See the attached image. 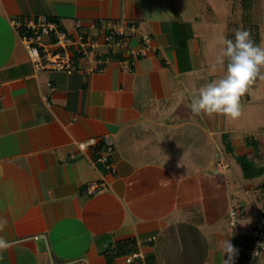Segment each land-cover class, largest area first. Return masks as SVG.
<instances>
[{"label":"crops","instance_id":"crops-1","mask_svg":"<svg viewBox=\"0 0 264 264\" xmlns=\"http://www.w3.org/2000/svg\"><path fill=\"white\" fill-rule=\"evenodd\" d=\"M193 4L0 0V220L7 221L0 237L12 242L0 251V264H107V254L127 240H134L131 254L143 256V264L150 258L153 264H223L219 242L225 238L236 249L234 264H262L264 252L253 256L245 248L252 239L244 224L237 230L228 224L231 207L239 205V219L251 212L249 190L240 196L244 181L231 163L215 171L226 145L234 144L218 143L219 134L230 130L221 126V114L192 111L203 82L190 47V68L181 70L170 43L172 23L183 21L179 10ZM30 15L57 19L72 35L80 27L90 37L106 23L134 22L150 36L148 54L132 68L113 60L91 71L85 58L70 75L36 71L11 25ZM193 29L189 43L199 38ZM223 75L221 68L206 80ZM105 135L114 143V173L92 163L93 148L78 146ZM91 181H105L107 190L87 194ZM114 263L131 264L124 254Z\"/></svg>","mask_w":264,"mask_h":264},{"label":"built area","instance_id":"built-area-1","mask_svg":"<svg viewBox=\"0 0 264 264\" xmlns=\"http://www.w3.org/2000/svg\"><path fill=\"white\" fill-rule=\"evenodd\" d=\"M11 25L18 33L36 71H59L70 75L85 58L94 65L91 71H103L113 60L124 61L132 68L138 58L147 56L150 44V36L140 32L134 22L106 23L105 30L93 37L88 36L80 27L76 34L72 35L59 22L46 15L16 17L11 20ZM133 41L135 45H132ZM102 49L106 51L103 52ZM78 146L81 150L93 148L92 163L103 171L110 173L116 171L111 158L114 143L109 135L99 139L89 137L79 142ZM227 168L228 165L223 160H218L215 164L216 172H224ZM106 190L105 181H91L85 186V192L89 195ZM238 219L237 208L231 207L228 212V224L231 229L239 228ZM250 236L253 242L252 255L259 256L264 252V218L252 228ZM135 261L143 264V256L139 253L126 256L127 263ZM68 264H85V262L80 260Z\"/></svg>","mask_w":264,"mask_h":264},{"label":"rangeland","instance_id":"rangeland-1","mask_svg":"<svg viewBox=\"0 0 264 264\" xmlns=\"http://www.w3.org/2000/svg\"><path fill=\"white\" fill-rule=\"evenodd\" d=\"M237 1L238 0H205V6L209 9V13L211 14L208 16L209 18L207 17L204 19L206 22L200 21L197 24H194L199 38L198 41L188 43V46L190 47V52L192 54L193 64L198 68L197 75L201 76L203 85L207 83L206 75L211 73L214 74L221 68L225 74V67L216 65L215 57L219 54L221 48V45L219 44V37L221 35L227 37V24L229 19L233 18L236 20L237 23L235 24L237 26L234 24L236 30L243 29V23L241 21L242 10L239 9ZM258 1L256 10L259 11V14L257 13L258 16L260 15L262 18L260 19L262 24L258 25L260 46L264 47V0ZM189 2H191V0ZM167 5H169V3ZM195 6L193 4L188 8L179 10L180 16L183 15L184 22H189L188 14H191L194 11L198 14L199 7L197 5ZM197 17H199V15H196L194 18L196 19ZM200 63H207L210 65L202 68L199 67L201 66ZM261 71L263 73L262 81L250 86L249 91L246 92L248 95L246 100H244V95V99L241 97V115L238 118L233 119L221 114L223 119L221 126L230 131H228L229 135L223 138H221V132L218 140V143H234L232 146L233 149L231 151H227L226 155L224 153L226 159L223 158V161L227 164L231 163V172H233V175L234 173L235 175L237 173L241 180L244 181V184H241L240 186V196L245 197L247 195L245 194V188L249 190V195L251 197L250 208L254 216H251V212L247 211V217L242 218L243 214H241V218L238 223L239 226L244 224V226H242V230L249 232V235L252 228L255 226L254 218L256 221L260 220L263 218L264 214V210L262 208L264 190L260 186L264 183V174L255 179L244 178L240 165L235 161V156L237 154L246 153L249 157L254 158L256 163L264 166V68H261ZM249 136L256 139L259 143L261 153L257 158L254 157L253 148L248 147L245 144V139ZM234 177L236 178V176ZM236 201H238V199H234V202ZM238 206L235 205L234 207L238 208ZM247 243L248 244H246L245 248L247 251L248 249L251 251L253 242L248 240ZM261 258L262 257H260V259ZM262 261V264H264V259H262Z\"/></svg>","mask_w":264,"mask_h":264},{"label":"clouds","instance_id":"clouds-1","mask_svg":"<svg viewBox=\"0 0 264 264\" xmlns=\"http://www.w3.org/2000/svg\"><path fill=\"white\" fill-rule=\"evenodd\" d=\"M221 45L215 64L225 66V74L218 79L205 83L195 90L191 109L195 113L222 114L229 118L241 115V97L249 91L264 68V47L256 44L251 33L246 29H237L234 38L224 35L219 37ZM0 220V229L6 225ZM11 241L0 237V251L11 246ZM223 264H234L236 249L229 239L219 242ZM227 254V259H224Z\"/></svg>","mask_w":264,"mask_h":264},{"label":"trees","instance_id":"trees-1","mask_svg":"<svg viewBox=\"0 0 264 264\" xmlns=\"http://www.w3.org/2000/svg\"><path fill=\"white\" fill-rule=\"evenodd\" d=\"M190 0H185V2H189ZM230 1V0H228ZM197 6L199 7V12L196 19L193 20V22H184V21H176L172 23V29H171V40L170 43L175 44L177 46L176 48V55H177V60L179 64V68L181 70H188L190 68V61H189V53H188V43L189 40L194 38L195 33L193 29V24H197L200 21L206 22L204 19H206L211 13H209V9L205 6V0H195ZM258 0H238L237 5L239 9L242 10V25L243 29L249 30L251 33V36L253 40L255 41L256 44L260 45V34L258 30V25H261L262 22L260 19V15L258 16V10L257 8V3ZM256 5V6H255ZM258 13V14H257ZM209 18V17H208ZM57 22H59L57 19H54ZM60 23V22H59ZM236 20L233 18H230L228 21V27H227V38H234V32L236 30L235 27ZM235 24V25H234ZM61 25V24H60ZM237 26V25H236ZM183 61H186V63L183 65ZM226 63L225 61V70H226ZM263 78V73L260 71V74L256 78L255 83H259L262 81ZM245 100L247 98V93L244 94ZM243 97V96H242ZM245 144L248 147H252L254 151V157H259L260 156V146L259 143L256 139H253L252 137H246L245 139ZM226 148L228 151L232 150V147L227 144ZM236 162L240 165V168L242 170V174L244 178L246 179H255L258 177H261L264 174V166L259 165L258 163L255 162L254 158H251L248 156L246 153H241L237 154L235 156ZM262 189L264 190V183L260 185ZM264 210V199H263V206ZM264 218V214H263ZM135 243L134 240H127V241H122L119 242L116 245V250L115 252H110V254H107V264H115L114 259L121 254L124 255H129L133 251H135ZM257 258V257H256ZM254 258V259H256ZM149 264L151 263L152 259H148ZM134 264V263H131Z\"/></svg>","mask_w":264,"mask_h":264}]
</instances>
